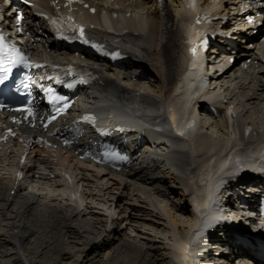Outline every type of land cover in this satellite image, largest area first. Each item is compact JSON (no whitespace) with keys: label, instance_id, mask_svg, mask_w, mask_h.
Returning <instances> with one entry per match:
<instances>
[{"label":"bare ground","instance_id":"6f19581e","mask_svg":"<svg viewBox=\"0 0 264 264\" xmlns=\"http://www.w3.org/2000/svg\"><path fill=\"white\" fill-rule=\"evenodd\" d=\"M35 1L53 9L51 0ZM150 1L146 11L127 19L125 0L117 1L120 6L114 10L111 2L101 0L103 6L89 18L116 31L128 30L123 40L140 68L158 70L157 81L131 82V74L108 69L98 90L82 103L104 122L117 120L136 128L129 134L136 140L143 133L150 160L122 175L77 161L74 181H61L43 174L58 166L71 173L74 159L52 162L43 156L47 151L34 145L30 163L23 166L28 180L12 195L15 180L9 172L19 160L14 149L8 158L0 155V264L38 263L27 257V250L38 257L52 253L50 264H64L63 259L77 250L85 252L72 264H113L109 260L116 255L121 256L116 258L120 264H134L123 257H134L138 264H205L211 240L214 249L219 246L213 255L215 261L221 259L216 264H243L238 248L230 243L232 250L226 254L225 237L212 236L214 231H222L225 216L240 227L264 231L256 196L248 195L261 188L264 194V66L249 74L233 65L207 85L200 58L189 53L192 14L181 1L169 0L164 11ZM2 3L6 23L13 16L8 17ZM102 8L120 12L123 20L102 17ZM31 48L39 55H53L38 44ZM93 66L99 72L104 68ZM223 94L230 99L232 115L225 109ZM213 105L217 114L210 111ZM237 158L257 174L248 187L232 184L234 175L243 173L239 161L234 163ZM241 186L243 202L236 197ZM75 193H80V204ZM4 221L10 230L4 229ZM106 247L111 252L103 253ZM10 253L14 260L2 262Z\"/></svg>","mask_w":264,"mask_h":264},{"label":"rangeland","instance_id":"374dc122","mask_svg":"<svg viewBox=\"0 0 264 264\" xmlns=\"http://www.w3.org/2000/svg\"><path fill=\"white\" fill-rule=\"evenodd\" d=\"M82 189V188H81ZM97 206V205H96ZM97 210H102V209H97ZM107 213H109V212H107ZM6 215H7V213H6ZM48 219V218H47ZM47 222V221H46ZM49 222V221H48ZM236 222V221H235ZM44 223H45V221H44ZM43 223V224H44ZM7 224H8V222H3V226H4V229H5V227H6V229H8V230H10L9 229V227L7 226ZM84 224V223H83ZM6 225V226H5ZM71 225H73L74 227H76V228H79V227H81V226H78V225H75L74 223H71ZM48 227H50V225H48L46 228L48 229ZM45 234V233H44ZM76 246H78V245H76ZM209 246V245H208ZM207 246V247H208ZM30 247V246H29ZM28 247V248H29ZM205 248V253H206V255H207V259L205 260V264H216V261H215V259H214V251H215V249H214V247H209V248ZM9 248H14L13 246H12V244L11 245H9ZM30 249V248H29ZM207 249V250H206ZM12 251V250H11ZM30 251V250H29ZM28 250H27V257L29 258V259H31V260H33V259H38V263L36 262V264H41V263H46V264H50L51 263V261H52V258H53V255H52V253H48V254H46V255H48V256H36V254H34V253H32V251H30L29 252ZM85 252V250H77V251H75L74 252V254H73V256H69V258L67 259V258H64L63 259V261H64V264H72V263H76V259H78V258H80L81 256H82V254ZM90 252H93V249L92 250H90ZM103 253H109V252H111V248L109 249H107V247L106 248H104L103 249V251H102ZM82 253V254H81ZM80 255V256H79ZM13 255L10 253L6 258H2V262H5V260H6V262L7 261H9L10 259V261H12V260H14V258L12 257ZM36 256V257H35ZM38 257V258H37ZM102 257V256H101ZM117 257H119V255H116L114 258H112L111 260H109V262L110 263H113V264H120V263H118V261L116 260V258ZM121 257V256H120ZM119 257V258H120ZM7 258L9 259V260H7ZM118 258V259H119ZM82 259V258H81ZM123 259H126V262L127 261H132L134 264H138V261L136 260V258H134L133 257V259H127V258H124L123 257ZM37 261V260H36ZM120 261V260H119ZM218 262V261H217ZM87 263V262H86Z\"/></svg>","mask_w":264,"mask_h":264},{"label":"snow or ice","instance_id":"6c2138e0","mask_svg":"<svg viewBox=\"0 0 264 264\" xmlns=\"http://www.w3.org/2000/svg\"><path fill=\"white\" fill-rule=\"evenodd\" d=\"M194 6V5H193ZM18 18L22 19V14H18ZM66 38V37H65ZM80 38L83 39V29L80 30ZM84 43H88V41L86 39H84L83 41ZM193 51H195V48L193 49ZM4 71V75L3 76H0V85H3L5 84V82L7 81L8 79V75H7V72L9 70L5 69L3 70ZM71 86V85H69ZM53 99L55 100H59V99H64L63 97H53ZM2 106V105H0ZM22 111H27L29 112L30 114H32V110L31 109H22ZM53 119H55V117H52ZM106 155L114 158V159H121V160H126L127 157L126 156H122L120 153L118 152H110V153H106Z\"/></svg>","mask_w":264,"mask_h":264},{"label":"water","instance_id":"95a60500","mask_svg":"<svg viewBox=\"0 0 264 264\" xmlns=\"http://www.w3.org/2000/svg\"><path fill=\"white\" fill-rule=\"evenodd\" d=\"M263 230H261V229H255V230H253V234L255 235V236H260V235H262L263 234Z\"/></svg>","mask_w":264,"mask_h":264}]
</instances>
